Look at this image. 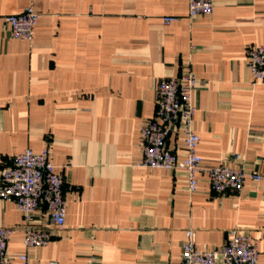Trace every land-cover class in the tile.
Masks as SVG:
<instances>
[{"label":"crops","instance_id":"0c3cea01","mask_svg":"<svg viewBox=\"0 0 264 264\" xmlns=\"http://www.w3.org/2000/svg\"><path fill=\"white\" fill-rule=\"evenodd\" d=\"M27 7L39 14L30 42L6 21ZM263 43L264 0H213L192 18L188 0H0V167L48 147L66 206L62 228L45 208L34 212L31 225L53 236L26 247L21 212L0 198L14 264H182L186 228L211 251L234 227L258 240L264 264V82L252 85L246 65L247 48ZM187 63L197 153L263 176H246L240 192H213L205 171L189 192L183 170L141 165L155 85ZM167 146L182 155L181 133Z\"/></svg>","mask_w":264,"mask_h":264},{"label":"built area","instance_id":"2783aa9c","mask_svg":"<svg viewBox=\"0 0 264 264\" xmlns=\"http://www.w3.org/2000/svg\"><path fill=\"white\" fill-rule=\"evenodd\" d=\"M213 0H188V16L209 14ZM38 12L31 7L6 17L12 38L31 41ZM174 16L163 17L165 24L175 20ZM246 65L252 77V85L264 82V43L247 48ZM197 79L187 63L179 76L160 78L155 85L156 110L153 117L140 127L141 165L148 168H163L168 171L181 169L186 174L187 190L193 192L198 186L197 174L205 171L211 190L217 194L228 191L240 192L245 177L259 182L262 175L247 171L242 165L232 166L227 162H205L197 153L199 143L193 114L195 105L192 93ZM172 132L183 137L184 152L177 154L167 146ZM48 147L39 152L25 148L14 155L8 166L0 167V198L11 200L24 219L23 244L26 247L47 245L53 236L48 228L32 226L34 212L40 207L47 211L54 227L62 228L65 221L64 178L57 171ZM240 159L234 154L233 161ZM13 228L0 226V264H14L8 253L9 235ZM259 258L258 240L251 234L234 227L228 230V239L218 249L203 251L196 246L195 231L185 229L181 245L182 264H257ZM25 263L26 254L19 256ZM49 264H57L50 261Z\"/></svg>","mask_w":264,"mask_h":264}]
</instances>
